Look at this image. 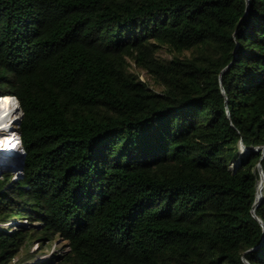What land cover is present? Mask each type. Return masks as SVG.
<instances>
[{
    "label": "trees",
    "instance_id": "1",
    "mask_svg": "<svg viewBox=\"0 0 264 264\" xmlns=\"http://www.w3.org/2000/svg\"><path fill=\"white\" fill-rule=\"evenodd\" d=\"M2 95L0 264H264V0H0Z\"/></svg>",
    "mask_w": 264,
    "mask_h": 264
},
{
    "label": "bare ground",
    "instance_id": "2",
    "mask_svg": "<svg viewBox=\"0 0 264 264\" xmlns=\"http://www.w3.org/2000/svg\"><path fill=\"white\" fill-rule=\"evenodd\" d=\"M18 101L10 95L0 96V161L5 158L6 162H0V168H12L15 175L19 172L20 163L17 165L15 158L21 159V153H17L20 149L15 135L18 139V134L13 131V124H17L21 115ZM21 150V149H20ZM11 161L9 162L7 161ZM17 165V166H16ZM1 170V169H0ZM264 195V182L260 176L255 188V201H259Z\"/></svg>",
    "mask_w": 264,
    "mask_h": 264
},
{
    "label": "rangeland",
    "instance_id": "3",
    "mask_svg": "<svg viewBox=\"0 0 264 264\" xmlns=\"http://www.w3.org/2000/svg\"><path fill=\"white\" fill-rule=\"evenodd\" d=\"M159 52L162 56H168V53L165 50H160ZM138 73V77L143 80L146 85L154 89L156 91L160 90V87L156 85L151 78V76L145 71V70H138V69H133ZM16 124H13V131L16 132ZM16 140L18 141L16 135H15ZM22 151L19 149L17 150V153H21ZM16 159V164L18 165L20 163V158H15ZM0 162H6V159L3 158L1 159ZM9 164L11 161H7ZM16 165V166H17ZM0 177L2 175V171H8L9 173L12 174V178H14L15 173L12 168H6L2 167L0 168ZM20 220V219H19ZM21 223L25 222L23 219L20 220ZM4 227L9 228L10 222H5L2 224ZM68 247H66V242L61 241L59 239L53 240V241H45L43 243H40L37 240H33L31 242H28L20 251V253L12 260L11 264H39L40 261L46 260L47 258L51 257L54 254H62L64 253Z\"/></svg>",
    "mask_w": 264,
    "mask_h": 264
},
{
    "label": "water",
    "instance_id": "4",
    "mask_svg": "<svg viewBox=\"0 0 264 264\" xmlns=\"http://www.w3.org/2000/svg\"><path fill=\"white\" fill-rule=\"evenodd\" d=\"M230 64V63H229ZM228 64V65H229ZM228 65H226L222 70H221V72H223L227 67H228ZM222 90V89H221ZM19 105V104H18ZM226 114H228L227 112H226ZM21 115H22V113H21ZM21 115H20V117H21ZM20 117H19V119H20ZM19 119H18V122H19ZM18 122H17V124H18ZM258 148H261V150H263V146H257V147H254V149L255 150H257ZM238 150L240 151V152H242V151H244L245 150V146L243 145V143H242V141L241 140H239V142H238ZM23 154H24V152H22V154H21V159H20V170H19V172L14 176V178H17V177H19V176H21V174H22V170H23ZM260 159H261V157H260ZM256 167H257V170H258V173H259V177L261 176V178H262V180L264 181V179H263V175H262V172H261V167H260V163L258 162L257 164H256ZM260 201V200H259ZM259 201H253V203H252V207H251V213H252V215L259 221V223H260V225L262 226V222H261V220L258 218V216L255 214V212H254V208L256 207V205L259 203ZM254 247H251V248H249L248 250H252ZM247 250V251H248ZM246 252V251H245ZM245 252H243L242 253V256H241V259H242V261L244 262V264H249L247 261H246V259L244 258V253Z\"/></svg>",
    "mask_w": 264,
    "mask_h": 264
},
{
    "label": "built area",
    "instance_id": "5",
    "mask_svg": "<svg viewBox=\"0 0 264 264\" xmlns=\"http://www.w3.org/2000/svg\"><path fill=\"white\" fill-rule=\"evenodd\" d=\"M12 97H14L15 99H16V97L15 96H13V95H11ZM17 100V99H16ZM16 131H17V134H18V140H19V142H18V145H19V147H20V149H21V151L23 152V147L21 146V142H20V137H19V132H18V130H17V124H16ZM24 221H26L25 219H23Z\"/></svg>",
    "mask_w": 264,
    "mask_h": 264
}]
</instances>
